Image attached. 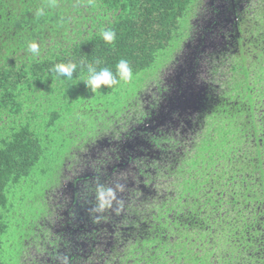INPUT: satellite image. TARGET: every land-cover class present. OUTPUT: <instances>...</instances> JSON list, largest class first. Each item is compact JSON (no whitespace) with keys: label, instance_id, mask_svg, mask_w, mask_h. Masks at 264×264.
<instances>
[{"label":"rangeland","instance_id":"rangeland-1","mask_svg":"<svg viewBox=\"0 0 264 264\" xmlns=\"http://www.w3.org/2000/svg\"><path fill=\"white\" fill-rule=\"evenodd\" d=\"M263 6L264 0H250L242 45L225 48L212 39L209 0H194L155 66L117 88H100L73 109L67 105L55 121L44 107L36 111L44 153L8 194L0 264H121L118 254L129 243L125 237L137 215L162 204L160 197L176 195L182 179L199 184L206 178L200 165L193 166L205 164L198 158L205 137L212 146L240 151L237 156L251 153L255 137L244 133L246 125L234 122L228 134L229 125L209 116L222 96L246 89L248 71L249 81L264 93V73L253 66L261 48L255 38L264 34ZM186 97L197 99L189 104ZM76 178L79 200L71 209ZM210 185L202 188L212 190ZM62 228L69 229L67 235ZM195 250L204 255L207 249ZM217 254L212 260L224 264Z\"/></svg>","mask_w":264,"mask_h":264},{"label":"trees","instance_id":"trees-1","mask_svg":"<svg viewBox=\"0 0 264 264\" xmlns=\"http://www.w3.org/2000/svg\"><path fill=\"white\" fill-rule=\"evenodd\" d=\"M45 2L0 0V236L7 229L10 190L29 176L44 153L36 111L44 107L55 121L67 105L73 109L92 97L95 93L81 80L87 78L88 65L115 74L117 63L125 59L134 76L155 66L160 53L175 41L194 0H55L56 6L38 18L36 10ZM102 29L116 33L114 42L103 40ZM255 39L261 48L253 66L264 73V34ZM32 41L40 47L35 58L28 51ZM70 61L77 64L71 79L53 71L54 65ZM249 74L246 89L222 96L212 114L224 127L229 125L228 134L234 122L246 125L244 133L255 137L251 153L237 156V148L212 146L205 137L198 151L205 164L193 166L200 165L206 178L199 184L182 179L176 195L160 197L162 204L136 214L125 237L129 243L118 254L121 264H264V93L249 81ZM121 82L101 88H117ZM68 94L75 101H57ZM80 180L72 183L71 209L79 200ZM206 182L212 190L202 188ZM190 186L195 192L185 191ZM62 230L67 235L69 229ZM200 247L207 249L204 255L195 250ZM216 253L218 263L212 260Z\"/></svg>","mask_w":264,"mask_h":264},{"label":"clouds","instance_id":"clouds-1","mask_svg":"<svg viewBox=\"0 0 264 264\" xmlns=\"http://www.w3.org/2000/svg\"><path fill=\"white\" fill-rule=\"evenodd\" d=\"M55 6V0H46L43 5L37 8L35 15L38 18L44 16L46 8H54ZM100 35L106 43H112L116 38V33L110 29H102ZM28 51L32 54V58H35L40 54V47L35 41H32L28 44ZM76 69L77 64L70 61L68 63H58L54 65L53 71L71 79ZM132 75V69L128 61L121 59L116 65L115 74L109 68L105 67L97 70L96 67L88 65L87 78L81 80L84 81L87 88L95 93L102 85L110 87L117 84L120 80L127 82L132 78Z\"/></svg>","mask_w":264,"mask_h":264},{"label":"flooded vegetation","instance_id":"flooded-vegetation-1","mask_svg":"<svg viewBox=\"0 0 264 264\" xmlns=\"http://www.w3.org/2000/svg\"><path fill=\"white\" fill-rule=\"evenodd\" d=\"M249 2L250 0H209V3L211 4V14H213V26L211 31V36H213L212 39H217L219 43L225 45V48H228L230 44L233 46V43L240 48L242 45L241 36L244 31L247 30L243 28L245 23L243 12L249 10ZM258 8L261 7H257L256 9ZM256 9H254L253 12L256 11ZM212 44L214 47L218 46L216 41H213ZM205 45L207 46V44ZM243 46L245 47L246 44ZM204 48L203 50L205 51ZM196 99L197 98H194L192 101H195ZM206 100H208V98ZM209 117H212L215 120V123L219 121V117L216 114H212ZM74 192L72 202L74 201Z\"/></svg>","mask_w":264,"mask_h":264},{"label":"water","instance_id":"water-1","mask_svg":"<svg viewBox=\"0 0 264 264\" xmlns=\"http://www.w3.org/2000/svg\"><path fill=\"white\" fill-rule=\"evenodd\" d=\"M186 96H188V94L186 95ZM188 100H186V102L187 103H189V104H191V102L190 101H192L193 100V98H190V97H186Z\"/></svg>","mask_w":264,"mask_h":264}]
</instances>
